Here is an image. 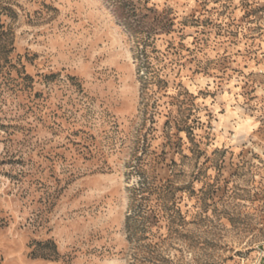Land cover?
<instances>
[{"label":"rangeland","instance_id":"1","mask_svg":"<svg viewBox=\"0 0 264 264\" xmlns=\"http://www.w3.org/2000/svg\"><path fill=\"white\" fill-rule=\"evenodd\" d=\"M0 264H264V0H0Z\"/></svg>","mask_w":264,"mask_h":264}]
</instances>
